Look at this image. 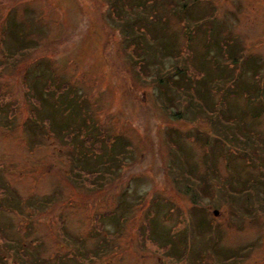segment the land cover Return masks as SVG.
Here are the masks:
<instances>
[{"label":"rangeland","instance_id":"374dc122","mask_svg":"<svg viewBox=\"0 0 264 264\" xmlns=\"http://www.w3.org/2000/svg\"><path fill=\"white\" fill-rule=\"evenodd\" d=\"M263 76L264 0H0V264H264Z\"/></svg>","mask_w":264,"mask_h":264},{"label":"trees","instance_id":"16d2710c","mask_svg":"<svg viewBox=\"0 0 264 264\" xmlns=\"http://www.w3.org/2000/svg\"><path fill=\"white\" fill-rule=\"evenodd\" d=\"M131 1V0H130ZM150 21H153V20H150ZM147 18H144V17H142L141 15L140 16H138V17H136V19L135 20H133V21H131V23H130V25H129V33L130 34H132V36L133 37H135L136 36V42L137 41H139V43H137V45H138V47L141 45V48H143L144 47V44H145V41H144V39H143V31H146L147 30V32L145 33L146 35H147V33H148V35L150 34V36H149V39L150 38H153V35L150 33V32H148L149 30H150V25L149 24H151V22H150ZM137 27L139 28V27H141L142 28V30L141 31H138L137 30ZM135 32V33H134ZM172 49L170 48L169 49V51H171ZM187 50H189V49H187ZM192 56V55H191ZM195 56H197V55H195ZM245 57V56H244ZM243 57V58H244ZM237 60V59H236ZM188 64H189V66L188 67H191V70L194 72V73H197V74H199L200 73V75H202V78H204V77H206V76H204L203 77V75H204V72L203 71H200V70H198L196 67H194V65L193 64H191V62L188 60V62H187ZM262 77V76H261ZM264 77V76H263ZM239 81H240V79H239ZM238 83V82H237ZM235 84V83H234ZM236 88H237V86H236ZM262 88V87H261ZM261 88H259V90H257V93H258V95H254V97L257 99V101L259 100V97H264V95L262 94V96H260L259 95V92H263V90L261 89ZM248 89V85L246 84V85H244V90H247ZM232 91V90H231ZM235 92V91H234ZM233 92V93H234ZM235 93H239V91L237 90V92H235ZM246 93V92H245ZM256 93V94H257Z\"/></svg>","mask_w":264,"mask_h":264},{"label":"water","instance_id":"95a60500","mask_svg":"<svg viewBox=\"0 0 264 264\" xmlns=\"http://www.w3.org/2000/svg\"><path fill=\"white\" fill-rule=\"evenodd\" d=\"M218 211L216 210L215 213H217Z\"/></svg>","mask_w":264,"mask_h":264}]
</instances>
